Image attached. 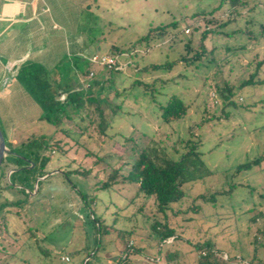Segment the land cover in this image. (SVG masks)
<instances>
[{"label": "rangeland", "instance_id": "obj_1", "mask_svg": "<svg viewBox=\"0 0 264 264\" xmlns=\"http://www.w3.org/2000/svg\"><path fill=\"white\" fill-rule=\"evenodd\" d=\"M218 2L90 0L79 15L78 30L88 35V41L96 39L94 52L97 56L105 55L104 51H98L99 43L130 49V45L143 37L151 26L160 23L177 22L174 38L157 43L147 51L137 50L135 57L128 55L126 60L118 57L123 71L109 74L107 67L91 64V57L78 64L80 71L89 66L95 74V81L102 82L92 91L100 106L109 109L116 104L119 107L114 108L113 116L107 111L111 127L105 137H100L94 126H88L86 131L88 121L64 120L63 127L73 134L72 141L66 146L68 153L63 156L59 151L51 153L47 177L40 181V185L35 183L33 190L25 193L14 188L0 191V204L23 201L18 205L5 204L0 209V217L4 219L0 222V264H112L130 245V249H143L142 254L130 256L133 264H197L199 254L193 250L192 244L205 240H210L215 249L220 250L214 254L219 264H244L240 257L247 258L246 253L252 251L257 227L264 229V218L255 223L247 222L258 211L264 212V171L256 172L253 168L237 177H231L230 173L227 177L218 174L208 181L207 188L210 185L213 188L228 187L231 182L242 186L237 185L230 196L218 197L214 206L194 198L203 192L205 186L188 190V199L175 207L178 215L168 214L170 226L175 228L179 238L169 239L161 246H158L150 227L155 219H162L155 211L153 199H143L136 186L128 182L105 191L95 189L98 182L106 178L109 167L133 163L152 138L163 141L162 145L171 149L175 141L190 136L189 127L195 129L196 136H203L204 161L213 170H230L263 150L264 101L261 100H264V86L238 89L235 98L239 106L255 103V108L251 113L242 111V108L237 112L231 110L233 114L228 119L220 112L222 101L216 92V86H222L224 80L239 85L248 75V71L244 73L245 66L255 58L264 59L263 38L251 42L240 31L245 29L246 21L236 24L238 31L230 38L207 39L208 49L220 47L214 54L216 62L189 66L186 72L183 64L171 72L161 70L152 75L137 70L149 63L173 60L184 53L187 40L193 44L197 42L198 32L193 28L204 29V24L193 20L191 15L206 12ZM254 15L256 21L261 20V15L255 12ZM244 44L246 50L235 55L224 49L226 45ZM111 55L110 52L106 54ZM183 74L186 79L177 78ZM92 77L89 74L87 81ZM152 78L174 80L176 85L168 83L169 86L160 92L183 97L189 103L188 116L170 124L160 121L159 104H163L165 97L162 92L156 94L158 90L152 92L143 86H131L135 79L151 82ZM122 89H126L125 93ZM212 113L220 117L218 122L210 120L205 127L197 129L201 115L209 117ZM59 137L65 140L63 134ZM175 147L180 149L179 145ZM76 168L91 169V174L88 177L63 174ZM210 189H207V196L211 194ZM78 191L88 195L86 201L91 211ZM192 204L198 206L200 212H185ZM254 206L255 209L245 212ZM199 213L203 218L198 217ZM91 214L101 218L100 228ZM190 216L195 219L184 220ZM227 256L233 257L232 260Z\"/></svg>", "mask_w": 264, "mask_h": 264}, {"label": "trees", "instance_id": "obj_2", "mask_svg": "<svg viewBox=\"0 0 264 264\" xmlns=\"http://www.w3.org/2000/svg\"><path fill=\"white\" fill-rule=\"evenodd\" d=\"M254 12L256 15H261L260 21L255 20ZM191 18L199 20L204 24L203 31L197 26L193 28L194 31L198 32L197 42H194L195 46L191 40H187L184 43V53H180L175 59L167 60L164 63H149L138 67L137 70L152 75L151 73L161 70L171 72L179 64H183V70L186 72L189 66L197 67L200 63L205 62L208 64L209 62H216L214 54L220 47L214 46L212 49H208L206 45L207 39L213 40L215 38L221 39L234 36L236 31H238L236 24L241 20L247 23L245 29L240 31H243L247 38L251 39V42H254V40L257 42L262 38L264 40V0H219L218 4L212 9L206 12L193 13ZM176 27V21L160 23L156 26H151L143 37L130 45V49L111 46L109 52L112 54L111 57L117 58V63L115 67L109 69V74L114 71H123L118 57H124L126 60L130 55L135 57L137 50L147 51L154 47L155 44L166 39L170 38V40H173ZM224 49L231 51L235 55L238 52H244L246 45L233 47L226 45ZM246 71H248V75H245L241 79L239 85H231L230 82L224 80L222 86H216L218 98L222 101L220 112L225 119H228L233 114L231 110L237 112L239 108H242V111L251 113L255 108V103L239 106V101H237L235 95L238 89L246 86L252 88H262L264 86V59L258 60L255 58L251 60L244 68V73ZM90 73L91 70L89 69L82 71V75L85 78ZM186 77L183 74L178 75L177 78L186 79ZM94 78L95 74L93 72V77L89 80L88 87H80L78 90H74L70 86L61 85L51 73L42 68L26 65L21 69L19 80L22 87L40 108L42 112L41 120L52 125L54 133L41 136L31 135L27 139L20 141L16 147L6 143L10 151L20 155L28 162L11 155H6L3 158L0 166V182L2 183L0 184V191H6L9 188H14L24 193L27 190L29 192L32 191L37 178L47 174V166L52 157L51 153L55 154L59 151L62 156L67 155L68 149H66V146L72 141L71 135L73 134L63 127L64 120H72L74 122H76V119L88 121L85 127L86 131L89 128L88 126H94L100 137L106 136L108 128L111 127L108 118L110 114L108 115L107 111L111 112L112 115L114 114V108L119 107V105L113 104L112 108L109 109L100 106L97 97L94 96L92 91L95 86L102 85V82H97ZM152 79L151 82L135 79L131 86H143L146 90L152 92L158 90L156 94L162 92V96L165 97L163 104H159L160 121L170 124L183 120L188 116L189 103L183 97L175 94L168 96L165 92H160V90L169 86V84L176 85L174 80L164 78ZM156 86L159 88H156ZM125 91L126 89H122V93H125ZM61 94H64L63 99H60ZM116 95H119V93L116 92ZM212 114L209 117L206 114L201 115L200 122L196 125L197 129L198 127H205V123L210 120L214 123L218 122L220 117ZM188 130L190 131L188 138L178 139L174 142L175 146L179 145V150L175 146H171V149H168L162 145L163 141L152 138L146 147L141 149L133 163L109 167L106 178L95 186V189L105 191L119 183L128 182L136 186L138 194L143 199H153L156 213L162 216V219L158 217L150 226L153 236L156 237L158 246H161L169 239L175 240L179 238L176 235L175 228L170 226L168 214L170 212L175 216L178 215L175 207L180 205L184 199H188V190L191 189L192 191V189L205 186L203 192L194 198L202 200L209 206H214L218 197L230 196L236 190V186H242V184L231 182L228 187L217 188H213L210 185V189L207 188V183L209 185L208 181L214 179L220 173L225 177H227L228 173H230L231 177H237L242 172H249L253 168L256 169V172L258 170L264 171V148L252 158H247L245 162L235 164L230 170L220 172L211 169L204 161L203 136H196L193 127H189ZM59 134H63L65 140L64 138H60ZM80 134L79 136H82ZM76 144H79V141ZM10 170L15 171L9 175L7 181L6 177ZM67 173L88 177L91 174V169L76 168L63 172L65 175ZM38 185H40V182H38ZM207 189L211 191V194L208 196L206 195ZM78 193L83 203L85 201L88 210L91 211L86 201L88 195L79 191ZM19 203H23V201H5L0 204V209L5 204L18 205ZM255 208L256 206L247 209L245 212ZM188 211L198 213L200 212V208L192 204L185 212ZM91 216L94 223L100 228L101 218L96 217L94 214H91ZM198 217L203 218L200 213ZM263 218L264 212L258 211L247 222L255 223L258 220H263ZM191 219L194 220L195 217L184 218V220ZM3 220L1 216L0 222ZM253 239L254 246L252 251L246 253L247 258L241 256L240 260L244 264H264V229L257 227ZM130 246L120 256L116 257L112 264H133L130 256L142 254L143 249H139L138 247L130 249ZM192 246L193 250L199 254L196 260L197 264H219L214 254L219 253L220 250H216L210 240H205L201 243L196 242ZM167 254L166 258L168 257ZM232 258L227 256L228 260H232Z\"/></svg>", "mask_w": 264, "mask_h": 264}, {"label": "crops", "instance_id": "obj_3", "mask_svg": "<svg viewBox=\"0 0 264 264\" xmlns=\"http://www.w3.org/2000/svg\"><path fill=\"white\" fill-rule=\"evenodd\" d=\"M89 2L0 0V129L5 142L13 147L31 135L54 133L52 125L41 120L40 108L21 85L19 76L24 66L42 68L74 90L88 84L78 64L97 55L96 39L88 41V35L79 32L78 22ZM102 43L98 51L106 55L114 45ZM87 69L91 70L89 66ZM63 97L61 94L60 99Z\"/></svg>", "mask_w": 264, "mask_h": 264}, {"label": "water", "instance_id": "obj_4", "mask_svg": "<svg viewBox=\"0 0 264 264\" xmlns=\"http://www.w3.org/2000/svg\"><path fill=\"white\" fill-rule=\"evenodd\" d=\"M6 155L15 156V157L21 158V159L24 160L25 162H28L26 159H24L23 157H21L20 155H18V154H16V153L10 151V150L7 148V146H6V142H5V138H4V136H3L2 132H1V129H0V166H1V163H2V161H3V158H4ZM31 166H33V165H31ZM14 171H15V170H11V171L8 173L7 177L9 178V175H10L12 172H14ZM46 177H47V175L44 176V177L37 178V180H36V184H38V182L42 181V180L45 179Z\"/></svg>", "mask_w": 264, "mask_h": 264}, {"label": "built area", "instance_id": "obj_5", "mask_svg": "<svg viewBox=\"0 0 264 264\" xmlns=\"http://www.w3.org/2000/svg\"><path fill=\"white\" fill-rule=\"evenodd\" d=\"M187 32V31H186ZM91 63L99 64L100 66L107 67L108 69L115 67L117 63V58L111 57V56H97L94 55L90 59ZM93 73H90V76H92Z\"/></svg>", "mask_w": 264, "mask_h": 264}]
</instances>
